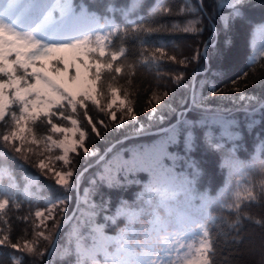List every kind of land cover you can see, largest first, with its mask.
Segmentation results:
<instances>
[{"label": "snow or ice", "instance_id": "1", "mask_svg": "<svg viewBox=\"0 0 264 264\" xmlns=\"http://www.w3.org/2000/svg\"><path fill=\"white\" fill-rule=\"evenodd\" d=\"M246 6L247 0H215L219 26L211 25L212 34L202 49L178 60L168 54V42L160 34L201 35L205 30L203 0L198 7L192 0H181L176 15L182 21L165 19L172 9L159 6L158 0L151 5L147 0L122 4L109 0L105 15L87 6L77 8L73 0H0V127L4 128L0 149H7L0 179L6 175L10 181L7 189L0 187V220L9 227L8 232L0 228V248L13 250L10 264H21L15 253H36L41 241H50L51 252L69 264H216L213 226L226 225L224 235L236 246L250 242L246 223L264 229V220L254 219L247 211L264 202V158L260 155L264 137L257 138V151L247 161L236 156L244 134L264 123V95L245 92L248 85L237 86L247 74L230 81V92L238 95H229L217 86L223 80L221 69H211L213 56L223 59L232 47L226 35L223 49L217 48L220 32L243 25ZM253 27L264 31V21ZM118 41L120 46L115 47ZM129 41L139 44L138 57L130 59ZM259 55L264 57V51ZM200 61L209 67L195 70L187 79L180 69L172 70V90L152 92L143 120L132 93L120 86L122 79L131 85L138 69L154 68L159 78L167 71L161 67L166 62L186 69ZM90 109L100 118H94ZM153 128L157 139L152 143L131 154L118 149L117 145ZM90 135L97 141L109 136L117 140L101 152L86 146ZM200 147L223 153L227 162L224 188L216 197L195 192L201 169L193 153ZM74 157L81 158L82 170L73 166ZM11 164L21 169L23 188ZM25 165L37 169L39 176ZM93 169L81 192L82 179ZM138 173H146L148 179L135 201L121 200L109 215L105 190L137 183ZM40 176L52 180L55 188L42 183ZM233 176L240 178L235 186ZM72 193L78 207L68 217L66 205ZM18 196L28 203L36 200L47 205L31 214L36 221L34 239L23 244L12 242L5 219L10 206L22 207ZM100 215L106 222L115 223L121 217L126 222L116 235L109 236L96 221ZM17 219L27 223L30 216ZM69 221L73 227L61 247L60 229ZM49 222L54 232L48 231Z\"/></svg>", "mask_w": 264, "mask_h": 264}, {"label": "trees", "instance_id": "2", "mask_svg": "<svg viewBox=\"0 0 264 264\" xmlns=\"http://www.w3.org/2000/svg\"><path fill=\"white\" fill-rule=\"evenodd\" d=\"M109 3V0H73L74 6L77 8L81 6H87L91 10H95L101 15H105V7ZM115 3L122 4L125 0H115ZM153 0H147V4L151 5ZM181 0H158V5L163 7H170L172 9V14L165 19L169 21L173 20H183V17L177 16L176 13L179 10ZM194 7L199 6V0H192ZM204 7V20L203 26L205 28L201 35L192 38L188 34L183 32L169 33L161 32L160 35L164 36L165 40L168 42L167 51L169 55H176L177 59H181L184 56L191 57L197 50V48L203 47L205 41H207L212 34V24L219 26V15L220 13L215 11V0H203ZM147 11V9H145ZM227 12L228 9H224ZM245 13L247 21L240 25L239 23L231 29L230 32H220L218 37L217 48L223 49V42L225 36H229L232 40V47L230 50L226 51L223 59L213 56L211 69L213 72L216 71L217 67L223 72L222 82L218 81L217 86L223 87L229 95H238L237 93H231L230 89L232 87L230 81L236 80L238 77H243L247 74L246 79H240L238 81L239 87L248 85L244 88L247 93H255L257 95H264V57L259 54L264 51V31L254 28L253 25L257 22L264 21V0H247V6L245 7ZM162 15L158 14L157 18ZM119 20V16H117ZM173 36L175 38H173ZM115 47L120 46L118 41ZM127 48L130 59L132 57H138L140 52V46L138 43L135 45L132 42H127ZM211 54V51H210ZM251 58V62H250ZM162 68H166L167 71L161 73V76L157 78L156 70L138 69L136 74L132 77V83L129 85L125 80L120 81V86L128 88L132 93L131 100L134 102L135 110L140 119L144 117V109L149 107L148 100L152 95L153 91L157 93H163L164 91H171L173 85L169 80V75L172 70L180 69L185 73L186 79L190 77L195 70L203 72L209 67L204 61L199 63L193 62L189 64L186 69H181L180 65L171 64L166 62L162 64ZM176 74H179L177 72ZM211 78V72L209 73ZM199 79V78H198ZM159 84V87H155ZM170 87V89H169ZM90 114L94 118H100L94 109H90ZM198 115V114H193ZM86 123V122H85ZM90 131V128L88 129ZM4 131L3 127H0V132ZM103 133V129H101ZM123 135V133H121ZM258 137H264V123L260 124L252 133H245L242 137V142L240 147L236 151V156L241 161H247L251 154L256 150L255 145L257 143ZM157 139V132L144 134L139 137H132L126 143L117 145L121 152L128 154L133 153L138 147L142 145H148ZM117 137L109 136L107 139L102 141H97L94 135H90L87 140V147L90 149L93 147H98L101 152L104 151L106 147L110 144H115ZM174 151L175 149H170ZM4 153H7V149H0V163L5 162ZM81 153V157H82ZM261 157L264 158V153H260ZM10 157L11 154L8 153ZM194 158L199 162L201 173L195 184L196 193H207L210 197H216L218 193L224 188L225 177L228 175L227 162L223 158V153L219 151H208L203 147H200L196 152L193 153ZM18 163H23L19 161ZM73 166L77 170H82L83 163L80 157L73 158ZM12 172L14 174L15 180L21 188H23L24 181L21 180V169L17 168L14 164L10 165ZM30 173H36L39 176L37 169L31 167L30 165H25ZM92 171L88 172L81 182V192L84 187H87L88 177L92 175ZM179 171V169H178ZM40 181L44 184L52 185L55 188L54 183L50 179H45V177L40 176ZM137 183L130 184L122 189L117 190H105L106 197L110 200V212L109 215L114 213L117 206L121 200L133 203L136 199L137 193L141 190L143 182L148 179L146 173L137 174ZM237 176H233V186H235ZM254 180L259 179L258 176L253 177ZM10 181L5 175L3 179H0V187L7 189ZM231 193H229V197ZM97 199H99L97 197ZM18 202H22V207L20 209L12 208L11 206L7 210L5 219L10 223L11 239L12 242L17 240L23 244L24 240L34 239L32 233V224L35 221L34 216H31L38 209H42L47 205L43 202L33 200L28 203L27 200L22 197H17ZM199 203V201H196ZM67 213L68 217H72L76 212L78 207V201L75 193L71 194V199L68 201ZM247 211L251 214L254 219L264 220V202L259 204H254L248 207ZM79 215V213H76ZM213 215H218V211H213ZM30 216L29 222L25 223L18 217ZM97 223L104 226L106 232L116 234L125 225V219L119 218L115 223L111 221H105L103 215L96 218ZM49 232H51L52 223L49 222ZM73 227V222L69 221L64 224L63 228L60 229L59 245L62 247L65 243V236L71 231ZM245 236L249 243L243 245H233L224 235L228 231L227 226L224 225L222 228L213 226V236L217 239L214 241L216 243L217 254L214 257L216 264H264V229L258 225L246 223ZM0 228L4 229V232L9 231V227L4 225L3 220H0ZM3 233H0L2 235ZM51 247L50 241H41L36 253L31 256H27L24 253H15L18 255V259L21 264H45L46 258ZM43 251L45 254L40 256V252ZM13 252L10 248H0V264H10L9 255ZM57 254L50 252L48 264H69L67 260L61 261L57 258Z\"/></svg>", "mask_w": 264, "mask_h": 264}, {"label": "rangeland", "instance_id": "3", "mask_svg": "<svg viewBox=\"0 0 264 264\" xmlns=\"http://www.w3.org/2000/svg\"><path fill=\"white\" fill-rule=\"evenodd\" d=\"M169 89H170V87H169ZM157 94H162V93H157ZM141 120H143V118L141 119ZM66 126H71V125H66ZM152 130H155V128H153ZM151 131V130H150ZM150 131H148V132H146L145 134H148ZM58 154V153H57ZM33 159H35V157H33ZM58 167H59V165H57ZM99 224V223H98ZM51 232H54L55 231V229H53L52 227H51ZM48 230H49V227H48ZM50 231V230H49ZM105 231V230H104ZM105 233L107 234V235H109V236H114V235H116V234H112V233H110V232H106L105 231ZM16 257H17V259H18V255H16Z\"/></svg>", "mask_w": 264, "mask_h": 264}, {"label": "water", "instance_id": "4", "mask_svg": "<svg viewBox=\"0 0 264 264\" xmlns=\"http://www.w3.org/2000/svg\"><path fill=\"white\" fill-rule=\"evenodd\" d=\"M155 132H156V130H151L149 133H155ZM50 252H51V247L49 249V252H48V255H47L46 263L45 264H48V259H49Z\"/></svg>", "mask_w": 264, "mask_h": 264}]
</instances>
